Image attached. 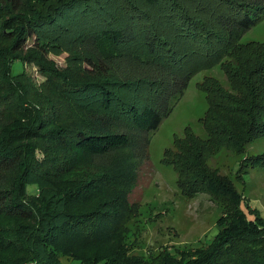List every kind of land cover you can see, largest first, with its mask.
<instances>
[{
  "label": "trees",
  "instance_id": "obj_1",
  "mask_svg": "<svg viewBox=\"0 0 264 264\" xmlns=\"http://www.w3.org/2000/svg\"><path fill=\"white\" fill-rule=\"evenodd\" d=\"M263 18L264 0H0V264H264V217L208 161L264 134V40H241ZM62 49L72 68L47 59ZM15 60L41 65L70 116ZM216 63L229 85L198 83L207 136L187 125L164 161L182 192L221 205L219 230L207 246L129 255L122 232L150 133ZM244 159L264 165V152Z\"/></svg>",
  "mask_w": 264,
  "mask_h": 264
},
{
  "label": "rangeland",
  "instance_id": "obj_2",
  "mask_svg": "<svg viewBox=\"0 0 264 264\" xmlns=\"http://www.w3.org/2000/svg\"><path fill=\"white\" fill-rule=\"evenodd\" d=\"M241 40H264V18L246 30ZM70 54L68 50L62 49L49 52L46 57L56 68H72ZM25 61L23 64L21 60H15L13 71L19 72L25 65L30 79L33 77L38 84L46 86L41 92L45 100L51 99L47 103L53 102L58 110L65 108L64 114L70 116L68 105L61 106L64 97L55 92V89H59L58 84L47 86L46 74L41 65L36 60ZM207 75L216 76L223 84L229 85L220 63L196 72L183 95L175 101L172 112L164 117L159 128L150 133L148 154L140 162L138 179L130 193V199L138 202V205L131 211L126 229L122 232L125 236L122 243L129 255H139L145 261H152L167 247L175 251V248L207 246L219 230L217 220L222 214L221 205L206 192L195 195L182 192L177 184L175 167L164 161L165 149L173 146L175 135L182 136L187 125L199 135L207 136L201 117L206 112L208 101L206 92L198 86ZM262 152L264 134L252 139L244 153L223 148L208 160L210 166L217 167L221 173L233 179L245 195L243 207L250 216L255 215L251 211V208H255L264 217V165H252L244 157ZM113 163L112 167H122L121 161ZM241 168L244 171H240ZM120 172L118 169L116 174ZM240 173L243 178L238 177ZM119 180L125 182L122 176H119ZM74 248L90 250L87 246ZM61 259V264L77 262L73 256L64 254H61Z\"/></svg>",
  "mask_w": 264,
  "mask_h": 264
}]
</instances>
